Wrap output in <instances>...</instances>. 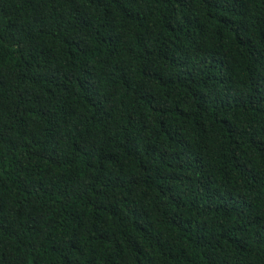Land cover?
<instances>
[{
  "label": "trees",
  "instance_id": "1",
  "mask_svg": "<svg viewBox=\"0 0 264 264\" xmlns=\"http://www.w3.org/2000/svg\"><path fill=\"white\" fill-rule=\"evenodd\" d=\"M0 264H264V0H0Z\"/></svg>",
  "mask_w": 264,
  "mask_h": 264
}]
</instances>
